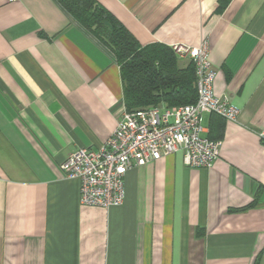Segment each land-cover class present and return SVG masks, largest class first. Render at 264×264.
<instances>
[{
    "label": "crops",
    "instance_id": "1",
    "mask_svg": "<svg viewBox=\"0 0 264 264\" xmlns=\"http://www.w3.org/2000/svg\"><path fill=\"white\" fill-rule=\"evenodd\" d=\"M93 1L141 47L206 43L238 119L203 115L210 169L170 155L128 171L121 206H82L60 165L115 130L119 67L56 0H0V264H264V0Z\"/></svg>",
    "mask_w": 264,
    "mask_h": 264
},
{
    "label": "built area",
    "instance_id": "2",
    "mask_svg": "<svg viewBox=\"0 0 264 264\" xmlns=\"http://www.w3.org/2000/svg\"><path fill=\"white\" fill-rule=\"evenodd\" d=\"M180 58H189L195 71L196 100L176 108L147 107L128 112L123 107L115 130L96 151L78 149L61 165L68 179L79 182V203L87 207L121 206L128 171L180 153L189 168L210 169L218 158L217 144L203 136L202 118L217 115L235 122L239 112L228 98L214 92L216 72L209 48L173 46ZM264 139V134L261 135Z\"/></svg>",
    "mask_w": 264,
    "mask_h": 264
},
{
    "label": "trees",
    "instance_id": "3",
    "mask_svg": "<svg viewBox=\"0 0 264 264\" xmlns=\"http://www.w3.org/2000/svg\"><path fill=\"white\" fill-rule=\"evenodd\" d=\"M87 32L114 56L119 67L126 111L147 107L176 108L196 100L192 62L182 68L169 47H141L134 37L93 0H56ZM230 0H219L221 11Z\"/></svg>",
    "mask_w": 264,
    "mask_h": 264
}]
</instances>
